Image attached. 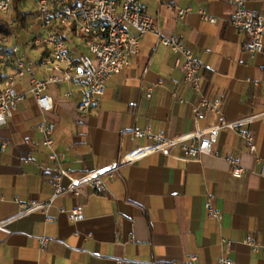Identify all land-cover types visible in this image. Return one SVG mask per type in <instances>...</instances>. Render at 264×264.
<instances>
[{
  "label": "crops",
  "instance_id": "0c3cea01",
  "mask_svg": "<svg viewBox=\"0 0 264 264\" xmlns=\"http://www.w3.org/2000/svg\"><path fill=\"white\" fill-rule=\"evenodd\" d=\"M138 3L158 34L141 38L138 56L107 80L104 95L87 113L77 110L80 95L74 85L47 89L54 99L47 116L55 149L64 154L68 172L79 176L99 170L154 144L147 137H134L136 130L171 138L195 129L192 108L198 98L175 68L177 55L160 44L158 35L178 37L192 50L200 61L202 94L222 103L227 122L255 118L237 131H222L212 152L196 162L175 159L185 156L182 145L170 148L169 155L150 153L120 167L113 178H104L98 190L80 187L78 196L56 198L45 214L37 211L10 221L0 230V264H115L117 259L185 264L189 255L199 264H214L223 256L235 264H264L262 251L253 252L243 243L250 236L264 245V167L257 159L264 158V57L243 51L247 36L229 24L234 7L227 0ZM187 7L193 12L178 20L172 8ZM247 8L264 20V0H249ZM199 10L217 22L203 20ZM28 85V79L16 84L25 99L0 127V146L6 144L0 153V220L14 214L18 203L43 201L53 192L48 179L55 167L41 145V114L26 93ZM149 87L153 91L147 98ZM216 121L208 113L198 125ZM243 129L255 136L254 155L238 134ZM227 156L239 159L242 177L232 176ZM207 200L221 213L220 221L207 216ZM76 206L84 218L74 223L66 214ZM43 236L48 242L40 250Z\"/></svg>",
  "mask_w": 264,
  "mask_h": 264
},
{
  "label": "built area",
  "instance_id": "2783aa9c",
  "mask_svg": "<svg viewBox=\"0 0 264 264\" xmlns=\"http://www.w3.org/2000/svg\"><path fill=\"white\" fill-rule=\"evenodd\" d=\"M14 0H0V18L11 22L14 17ZM234 11L229 17V24L247 36L243 51L250 57L260 54L264 57V20L261 15L247 8L249 0H227ZM35 6L32 8L28 5ZM25 10L35 11V19L28 22V31L24 42L0 37V127L8 123L18 104L25 99V93L15 89L18 82L28 79L27 94L30 95L40 111L41 122L37 130L41 135V145L46 148L49 161L55 167L54 175L48 179L53 192L43 201H32L27 204L18 203V210L0 220V230L16 218L40 211L47 213L56 198L70 194L79 195V188L86 186L98 190L104 178H113L114 173L122 166L133 163L144 155L162 152L169 155L168 150L182 145L184 157L175 159L182 162H196L201 155L210 154L224 130L237 131L241 124L252 121L250 117L239 122H227L222 111V103L209 100L203 94L200 83V61L192 50L178 37H159L162 46L169 48L177 57L175 68L183 75V80L196 94L198 103L193 106L195 129L186 134L166 137L162 132L157 134L148 130H136L134 137H147L154 141L153 145L137 149L99 170L73 176L64 168L65 156L55 149L53 126L47 114L54 108V99L46 92L49 87L60 83L72 84L77 88L80 100L77 110L87 113L104 95L106 82L131 65V60L138 56L140 40L146 34H158L153 19L145 14L138 0H27ZM178 20L183 21L192 8H172ZM199 16L212 24L216 18L205 10L198 11ZM34 16V15H33ZM38 74H44L39 77ZM153 88L146 90L147 98L151 97ZM67 92L65 96H69ZM171 96L178 98L177 92ZM180 102L182 100L180 99ZM217 116L215 124L200 127L198 123L206 115ZM250 154L256 153L255 136L249 129L239 130ZM192 143L186 145L185 143ZM6 144L0 146V153ZM264 167V158H257ZM231 166L233 177L240 178L245 174L238 158L225 157ZM66 181V184H64ZM4 196L0 191V202ZM207 216L220 221L221 213L211 200L205 203ZM62 213L66 211L61 210ZM71 222L83 220L82 208L76 206L66 214ZM48 242L46 237L39 240V248L43 250ZM253 252L262 251L264 245L258 244L248 236L243 241ZM115 264H130L117 259ZM141 264V263H138ZM185 264H199L194 255L188 256ZM214 264H235L229 257H220Z\"/></svg>",
  "mask_w": 264,
  "mask_h": 264
},
{
  "label": "trees",
  "instance_id": "16d2710c",
  "mask_svg": "<svg viewBox=\"0 0 264 264\" xmlns=\"http://www.w3.org/2000/svg\"><path fill=\"white\" fill-rule=\"evenodd\" d=\"M26 3L27 0L13 1L14 17L11 22L0 18V37L13 38L22 42L25 41L28 31L26 15L29 14V12L25 11Z\"/></svg>",
  "mask_w": 264,
  "mask_h": 264
},
{
  "label": "rangeland",
  "instance_id": "374dc122",
  "mask_svg": "<svg viewBox=\"0 0 264 264\" xmlns=\"http://www.w3.org/2000/svg\"><path fill=\"white\" fill-rule=\"evenodd\" d=\"M31 6L32 8H34L35 6H32L31 4L28 5V7ZM25 8V10H31L30 8ZM34 15V16H33ZM26 19L29 20V22H33L35 19V11L34 13L32 11H30V13L28 15H26Z\"/></svg>",
  "mask_w": 264,
  "mask_h": 264
}]
</instances>
